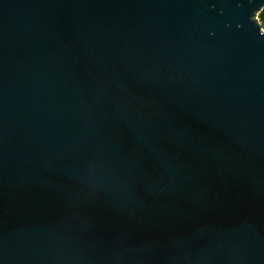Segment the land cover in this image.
I'll use <instances>...</instances> for the list:
<instances>
[{"label": "water", "instance_id": "1", "mask_svg": "<svg viewBox=\"0 0 264 264\" xmlns=\"http://www.w3.org/2000/svg\"><path fill=\"white\" fill-rule=\"evenodd\" d=\"M264 0H0V264H264Z\"/></svg>", "mask_w": 264, "mask_h": 264}, {"label": "trees", "instance_id": "2", "mask_svg": "<svg viewBox=\"0 0 264 264\" xmlns=\"http://www.w3.org/2000/svg\"><path fill=\"white\" fill-rule=\"evenodd\" d=\"M261 26L264 28V8L257 14Z\"/></svg>", "mask_w": 264, "mask_h": 264}, {"label": "rangeland", "instance_id": "3", "mask_svg": "<svg viewBox=\"0 0 264 264\" xmlns=\"http://www.w3.org/2000/svg\"><path fill=\"white\" fill-rule=\"evenodd\" d=\"M264 29V28H263Z\"/></svg>", "mask_w": 264, "mask_h": 264}]
</instances>
